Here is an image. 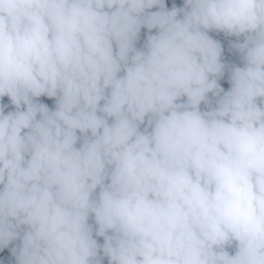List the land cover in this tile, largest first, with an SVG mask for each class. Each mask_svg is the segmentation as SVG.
Instances as JSON below:
<instances>
[{
    "label": "clouds",
    "instance_id": "9594fccd",
    "mask_svg": "<svg viewBox=\"0 0 264 264\" xmlns=\"http://www.w3.org/2000/svg\"><path fill=\"white\" fill-rule=\"evenodd\" d=\"M0 264H264V0H0Z\"/></svg>",
    "mask_w": 264,
    "mask_h": 264
}]
</instances>
